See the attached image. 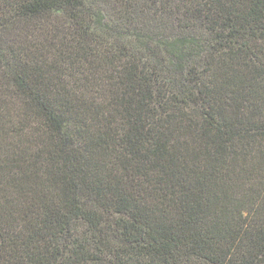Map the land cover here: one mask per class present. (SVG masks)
<instances>
[{"label": "trees", "instance_id": "1", "mask_svg": "<svg viewBox=\"0 0 264 264\" xmlns=\"http://www.w3.org/2000/svg\"><path fill=\"white\" fill-rule=\"evenodd\" d=\"M0 264H264V0H0Z\"/></svg>", "mask_w": 264, "mask_h": 264}]
</instances>
